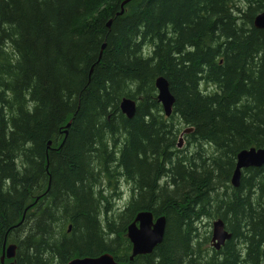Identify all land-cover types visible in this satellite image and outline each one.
I'll return each mask as SVG.
<instances>
[{
	"label": "trees",
	"instance_id": "trees-1",
	"mask_svg": "<svg viewBox=\"0 0 264 264\" xmlns=\"http://www.w3.org/2000/svg\"><path fill=\"white\" fill-rule=\"evenodd\" d=\"M122 1L0 0V264L5 240L15 264H264V165L231 184L237 154L264 147V0H132L117 15ZM117 176L134 187L112 215L101 182ZM142 210L166 232L130 261ZM217 218L232 234L220 250L201 229Z\"/></svg>",
	"mask_w": 264,
	"mask_h": 264
},
{
	"label": "water",
	"instance_id": "water-1",
	"mask_svg": "<svg viewBox=\"0 0 264 264\" xmlns=\"http://www.w3.org/2000/svg\"><path fill=\"white\" fill-rule=\"evenodd\" d=\"M132 0H123L121 10L117 15H123L125 5ZM112 20L107 23L109 27ZM254 26L264 30V11L258 13L254 19ZM155 86L158 90V100L162 103L164 113L170 116L175 104V97L170 90V84L166 77L159 76L155 80ZM120 109L127 118H133L137 110V102L132 98H123L120 102ZM68 124L67 127L70 126ZM191 128L184 130L182 134L190 133ZM67 134V130L65 131ZM52 142H48L51 147ZM264 165V147L241 150L237 154L236 166L231 177V184L238 188L241 184L242 173L247 168H257ZM167 219L165 215H160L155 218L152 210H142L138 212L134 220L127 226V237L131 241L132 250L129 260L133 261L139 255L150 254L154 249L162 243L166 232ZM71 228V227H70ZM232 234L227 230L225 222L221 218L212 221V244L216 250L226 243L231 238ZM18 246L16 244L4 243L2 263L4 260L13 259L10 264H15L14 259L17 255ZM68 264H122L118 262L112 253L106 252L97 257H76Z\"/></svg>",
	"mask_w": 264,
	"mask_h": 264
},
{
	"label": "rangeland",
	"instance_id": "rangeland-1",
	"mask_svg": "<svg viewBox=\"0 0 264 264\" xmlns=\"http://www.w3.org/2000/svg\"><path fill=\"white\" fill-rule=\"evenodd\" d=\"M236 1H238V2L240 1L242 4L247 3L246 0H236ZM181 149L188 150V153L193 152L195 150V148H192V147L189 148L186 137L184 139L183 148H181ZM116 179H117L116 188L113 186L114 183L112 182V184H110V182L107 178L103 179L101 182L102 183L101 189H102L104 196L110 199L109 209H110V213L112 215H114V214L116 215V214L123 211L124 207L126 206V204L128 203V201L130 200V198L133 194V187H134L133 183L128 182L123 177L119 178L117 176ZM49 188H50V184H49ZM37 200H39V198H37L35 200L36 203H37ZM212 220L213 219H207L206 221L203 222V225L201 226L202 231H206V230L211 231ZM22 221L23 220H21L20 223H22ZM7 244L9 245L11 243H7ZM7 244H6V246H8ZM3 248H4V246H3ZM2 254H3V251H2ZM10 263L11 262H9V264Z\"/></svg>",
	"mask_w": 264,
	"mask_h": 264
},
{
	"label": "bare ground",
	"instance_id": "bare-ground-1",
	"mask_svg": "<svg viewBox=\"0 0 264 264\" xmlns=\"http://www.w3.org/2000/svg\"><path fill=\"white\" fill-rule=\"evenodd\" d=\"M156 87V86H155ZM156 98H157V100H158V93H157V96H156ZM158 102H159V100H158ZM161 103V102H160ZM161 105H162V103H161ZM162 109H163V106H162ZM163 112H164V110H163ZM165 114V113H164ZM165 116H166V114H165ZM167 117H169V116H167ZM187 129H189V128H185V129H183V131L184 130H187ZM183 132H180L179 133V136H178V139H177V147L180 149V148H183V145H184V139H185V137H187V134L188 133H185V134H182ZM140 212V211H139ZM138 214V213H137ZM136 214V215H137ZM136 217V216H135ZM157 216H155V218H156ZM131 223V222H130ZM5 243V242H4ZM7 244V243H6ZM11 244H15V243H11ZM8 245V244H7ZM17 245V244H16ZM211 245H212V247H213V244H212V237H211ZM4 246V245H3ZM214 248V247H213ZM132 250V249H131ZM104 253H106V252H104ZM104 253H102V254H104ZM101 255V254H100ZM99 256V255H98ZM86 257V256H85ZM91 257H97V256H91ZM123 264V263H122Z\"/></svg>",
	"mask_w": 264,
	"mask_h": 264
},
{
	"label": "flooded vegetation",
	"instance_id": "flooded-vegetation-1",
	"mask_svg": "<svg viewBox=\"0 0 264 264\" xmlns=\"http://www.w3.org/2000/svg\"><path fill=\"white\" fill-rule=\"evenodd\" d=\"M187 138V137H186Z\"/></svg>",
	"mask_w": 264,
	"mask_h": 264
}]
</instances>
